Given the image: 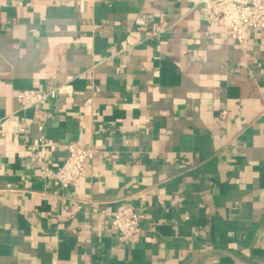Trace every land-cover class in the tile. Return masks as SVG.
<instances>
[{
  "label": "crops",
  "instance_id": "obj_1",
  "mask_svg": "<svg viewBox=\"0 0 264 264\" xmlns=\"http://www.w3.org/2000/svg\"><path fill=\"white\" fill-rule=\"evenodd\" d=\"M143 13L171 30L145 42ZM207 16L199 0H0V264H264V31L240 43ZM48 88L40 125L16 95ZM72 142L95 153L62 189L41 169ZM127 207L141 232L121 245Z\"/></svg>",
  "mask_w": 264,
  "mask_h": 264
},
{
  "label": "built area",
  "instance_id": "obj_2",
  "mask_svg": "<svg viewBox=\"0 0 264 264\" xmlns=\"http://www.w3.org/2000/svg\"><path fill=\"white\" fill-rule=\"evenodd\" d=\"M207 10V21L221 27L225 33L240 43L244 42L243 32L245 29L264 31V0H199ZM137 31L144 35L145 42H152L163 37L171 30V25L164 19L156 21L150 14L143 13L135 20ZM127 42L121 43V51L131 48ZM62 92L60 88L28 89L20 91L16 100L21 110L34 109L36 112V123L44 124L48 113L44 111L50 101L56 100ZM226 119V112L220 116ZM21 135L25 134V127L19 129ZM38 147L46 154L50 143L41 138ZM68 157L59 169L50 167L48 158H44L41 175L44 180L56 183L60 188L67 189L76 184L83 177L88 162L93 158L94 148H83L80 144L72 142L66 146ZM142 215L134 208L121 209L112 218V224L118 230V241L126 245L140 234V221Z\"/></svg>",
  "mask_w": 264,
  "mask_h": 264
}]
</instances>
